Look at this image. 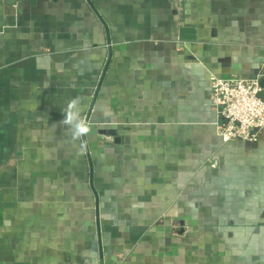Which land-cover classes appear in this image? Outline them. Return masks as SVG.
Returning <instances> with one entry per match:
<instances>
[{"label":"crops","instance_id":"crops-1","mask_svg":"<svg viewBox=\"0 0 264 264\" xmlns=\"http://www.w3.org/2000/svg\"><path fill=\"white\" fill-rule=\"evenodd\" d=\"M211 74H264V0H0V264H264V130L217 137Z\"/></svg>","mask_w":264,"mask_h":264},{"label":"built area","instance_id":"built-area-1","mask_svg":"<svg viewBox=\"0 0 264 264\" xmlns=\"http://www.w3.org/2000/svg\"><path fill=\"white\" fill-rule=\"evenodd\" d=\"M209 103L218 121L216 135L222 142L239 140L250 144L264 130V74L248 78L209 76ZM218 161L212 160L211 167Z\"/></svg>","mask_w":264,"mask_h":264},{"label":"clouds","instance_id":"clouds-1","mask_svg":"<svg viewBox=\"0 0 264 264\" xmlns=\"http://www.w3.org/2000/svg\"><path fill=\"white\" fill-rule=\"evenodd\" d=\"M79 105V97L71 99L63 112L64 118L59 122L71 134L73 139L87 136L91 131L87 122L81 117Z\"/></svg>","mask_w":264,"mask_h":264},{"label":"water","instance_id":"water-1","mask_svg":"<svg viewBox=\"0 0 264 264\" xmlns=\"http://www.w3.org/2000/svg\"><path fill=\"white\" fill-rule=\"evenodd\" d=\"M260 96L263 97V96H264V92H262V93L260 94Z\"/></svg>","mask_w":264,"mask_h":264}]
</instances>
